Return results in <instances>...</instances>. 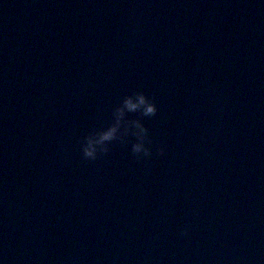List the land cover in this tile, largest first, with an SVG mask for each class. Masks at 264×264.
I'll return each mask as SVG.
<instances>
[{
    "label": "water",
    "instance_id": "1",
    "mask_svg": "<svg viewBox=\"0 0 264 264\" xmlns=\"http://www.w3.org/2000/svg\"><path fill=\"white\" fill-rule=\"evenodd\" d=\"M0 264H264V0H0Z\"/></svg>",
    "mask_w": 264,
    "mask_h": 264
},
{
    "label": "clouds",
    "instance_id": "2",
    "mask_svg": "<svg viewBox=\"0 0 264 264\" xmlns=\"http://www.w3.org/2000/svg\"><path fill=\"white\" fill-rule=\"evenodd\" d=\"M141 110L145 116H154L157 113V104L154 99L147 96L144 92H137L133 95L127 96L123 100V104L114 110V123L108 130L97 137H87L81 144L83 156L90 160H95L100 152L107 151V143L117 139L120 134L121 124L124 120L126 111ZM135 129L137 139L131 145V152L137 158H150L152 155L151 140L148 137V130L143 126L140 121H135ZM162 154L164 148H159ZM185 227L181 230V234L185 235L188 232Z\"/></svg>",
    "mask_w": 264,
    "mask_h": 264
}]
</instances>
